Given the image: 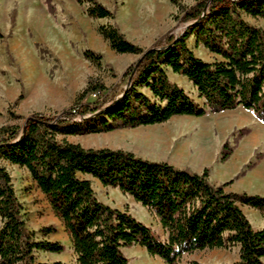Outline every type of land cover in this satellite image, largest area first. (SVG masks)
<instances>
[{
	"label": "trees",
	"instance_id": "1",
	"mask_svg": "<svg viewBox=\"0 0 264 264\" xmlns=\"http://www.w3.org/2000/svg\"><path fill=\"white\" fill-rule=\"evenodd\" d=\"M76 1L87 5L89 18H113L96 0ZM170 1L177 9L175 25L147 49L126 40L115 25L97 28L112 51L139 57L114 85L90 78L70 107L52 115H29L24 133L18 125L0 127V264H63L39 262L37 254L64 250L48 238L56 231L53 226L27 228L6 165L24 168L47 198L68 236L72 264H129L123 249L133 246L164 264H181L183 255L194 252L236 246L237 259L229 264H264V196L226 192L224 184L208 181L207 168L195 173L65 139L238 108L264 124V28L256 24L264 22V0H193L189 6ZM190 37L212 55L211 61L193 53L187 45ZM83 55L90 62L100 60L90 51ZM167 70L186 78L200 102L172 83ZM230 154L224 144L220 162ZM88 177L147 208L163 236L127 208L99 201ZM241 206L260 213V229L251 226Z\"/></svg>",
	"mask_w": 264,
	"mask_h": 264
},
{
	"label": "rangeland",
	"instance_id": "2",
	"mask_svg": "<svg viewBox=\"0 0 264 264\" xmlns=\"http://www.w3.org/2000/svg\"><path fill=\"white\" fill-rule=\"evenodd\" d=\"M96 1L113 12L112 19L89 18L87 5L76 0H0V127H22L33 113H59L73 104L90 78L100 79L106 87L120 79L139 57L112 51L97 33L99 26L115 25L126 40L147 49L175 25L172 17L177 9L170 0ZM177 1L186 6L193 3V0ZM256 24L264 28L262 20ZM187 45L198 58L212 60L202 45H195L193 37L187 40ZM84 51L99 55V62H90ZM167 76L200 102L186 78L170 70ZM65 139L84 148L131 152L195 173L207 168L208 181L215 186L224 184L226 192L264 196V181L252 180L256 172L264 174V130H259L253 113L242 108L199 118L174 117L162 124L134 129L67 135ZM224 144L231 154L220 162ZM6 168L27 228L38 231L53 226L56 231L48 238L64 246L60 254L38 253L37 260L72 264L68 236L47 198L24 168L15 165ZM89 179L99 201L114 209L127 208L155 235L163 236L158 219L147 208L118 188L103 187L96 179ZM241 210L254 229L263 223L257 210L246 206H241ZM123 254L129 264H164L138 246L123 249ZM236 259L237 247L231 246L183 255L181 264L191 261L229 264Z\"/></svg>",
	"mask_w": 264,
	"mask_h": 264
},
{
	"label": "crops",
	"instance_id": "3",
	"mask_svg": "<svg viewBox=\"0 0 264 264\" xmlns=\"http://www.w3.org/2000/svg\"><path fill=\"white\" fill-rule=\"evenodd\" d=\"M258 128H259V130H264V124H262V123H260L258 121ZM252 180H254V181L257 180V181H260V182L264 181V174H263V172L262 173H257L256 172L255 176L253 175ZM262 225H263V223L257 229H260L262 227Z\"/></svg>",
	"mask_w": 264,
	"mask_h": 264
},
{
	"label": "water",
	"instance_id": "4",
	"mask_svg": "<svg viewBox=\"0 0 264 264\" xmlns=\"http://www.w3.org/2000/svg\"><path fill=\"white\" fill-rule=\"evenodd\" d=\"M25 125H26V121L23 123L22 125V132L24 133V130H25Z\"/></svg>",
	"mask_w": 264,
	"mask_h": 264
},
{
	"label": "built area",
	"instance_id": "5",
	"mask_svg": "<svg viewBox=\"0 0 264 264\" xmlns=\"http://www.w3.org/2000/svg\"><path fill=\"white\" fill-rule=\"evenodd\" d=\"M92 98H95V95H93Z\"/></svg>",
	"mask_w": 264,
	"mask_h": 264
}]
</instances>
